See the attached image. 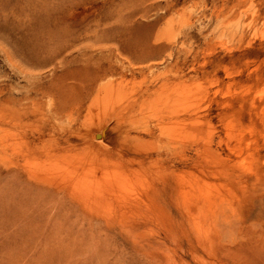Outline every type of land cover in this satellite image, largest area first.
Masks as SVG:
<instances>
[{
    "label": "rangeland",
    "instance_id": "rangeland-1",
    "mask_svg": "<svg viewBox=\"0 0 264 264\" xmlns=\"http://www.w3.org/2000/svg\"><path fill=\"white\" fill-rule=\"evenodd\" d=\"M261 120L264 0H0V264H264Z\"/></svg>",
    "mask_w": 264,
    "mask_h": 264
},
{
    "label": "bare ground",
    "instance_id": "bare-ground-1",
    "mask_svg": "<svg viewBox=\"0 0 264 264\" xmlns=\"http://www.w3.org/2000/svg\"><path fill=\"white\" fill-rule=\"evenodd\" d=\"M219 17V16H218ZM239 34L240 35H243V29H240L238 30ZM168 65V63H167ZM148 69H152V70H155L153 68H157L158 67V64L155 65V64H150L147 66ZM169 68L171 66H168ZM169 71H167V67L166 69L164 70L163 73H161L160 71H156V72H153L152 75L150 77H148L147 79V92L146 93H150L148 92L149 90H151V94L150 96L153 94L152 91H155V90H159L161 89L162 87L168 85V84H171L173 83V78H172V75L169 73ZM115 76H118L119 79H121L122 81L125 79L126 75L123 73V72H120V73H117L115 74ZM185 77H190V75H185ZM98 86H100V89L104 88L105 86L104 85H101L100 83H98ZM95 91V90H93ZM249 105L252 107V108H257L256 106V101H251L249 103ZM240 106H242V104H240ZM128 106H126L127 108ZM235 111H236V108H235ZM237 115H240L237 111H236ZM244 114L245 113H242L240 116L241 118L243 119L244 117ZM248 117L251 118V120L254 119L253 115L251 113H248ZM258 121V120H257ZM262 122H264V120H261ZM100 135L99 134H95L94 135V138H99ZM228 230H230V226L229 225H225L224 223H222L220 226H219V229H218V233L219 235H223L225 234Z\"/></svg>",
    "mask_w": 264,
    "mask_h": 264
}]
</instances>
